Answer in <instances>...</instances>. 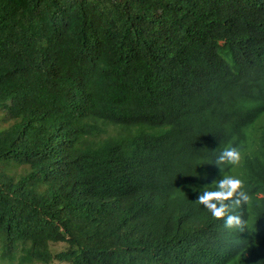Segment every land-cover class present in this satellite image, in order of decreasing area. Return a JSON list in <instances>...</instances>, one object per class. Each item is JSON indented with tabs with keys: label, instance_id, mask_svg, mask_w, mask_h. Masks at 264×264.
Here are the masks:
<instances>
[{
	"label": "trees",
	"instance_id": "16d2710c",
	"mask_svg": "<svg viewBox=\"0 0 264 264\" xmlns=\"http://www.w3.org/2000/svg\"><path fill=\"white\" fill-rule=\"evenodd\" d=\"M0 111V264H264V0H0Z\"/></svg>",
	"mask_w": 264,
	"mask_h": 264
},
{
	"label": "clouds",
	"instance_id": "9594fccd",
	"mask_svg": "<svg viewBox=\"0 0 264 264\" xmlns=\"http://www.w3.org/2000/svg\"><path fill=\"white\" fill-rule=\"evenodd\" d=\"M241 161V151L236 146H227L216 155L212 164L219 170V178L206 185L211 188L199 191L196 202L202 205L216 220H222L226 229H240L244 224L239 210L250 206L252 197L245 187V181L232 173ZM225 169L229 171L226 173ZM206 178V174H205Z\"/></svg>",
	"mask_w": 264,
	"mask_h": 264
},
{
	"label": "rangeland",
	"instance_id": "374dc122",
	"mask_svg": "<svg viewBox=\"0 0 264 264\" xmlns=\"http://www.w3.org/2000/svg\"><path fill=\"white\" fill-rule=\"evenodd\" d=\"M2 117H3V116H2V113H1V111H0V128H1V129L4 128V127H6L7 124H8V122H6V121H4V120L1 119ZM58 264H64V263H58Z\"/></svg>",
	"mask_w": 264,
	"mask_h": 264
}]
</instances>
